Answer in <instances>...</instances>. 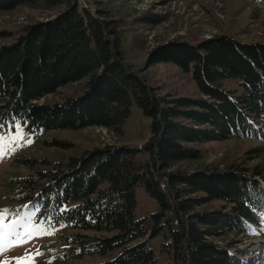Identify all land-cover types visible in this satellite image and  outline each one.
Instances as JSON below:
<instances>
[{"label": "trees", "instance_id": "trees-1", "mask_svg": "<svg viewBox=\"0 0 264 264\" xmlns=\"http://www.w3.org/2000/svg\"><path fill=\"white\" fill-rule=\"evenodd\" d=\"M255 1L264 5V0ZM37 4L60 10L0 47V130L19 121L32 133L95 127L120 138L133 105L151 120V135L141 150L106 146L71 157L53 171L17 179L19 199L37 208L35 220L70 233L59 239L63 259L79 262L116 252L98 264H156L148 241L163 235L161 252L170 264L242 263L239 254L214 240L259 230L263 171L170 170L199 161V145L259 138L264 130V44L223 36L153 51L145 66L170 62L190 71L200 94L197 99L161 96L124 63L118 27L104 12L93 15L78 0H0V12ZM8 35L0 32V39ZM83 79L82 94L59 103H35ZM225 79L238 81V96L222 88ZM142 150L148 160L139 164L134 157ZM139 185L159 206L141 220L134 216ZM215 202L224 208L198 211Z\"/></svg>", "mask_w": 264, "mask_h": 264}, {"label": "rangeland", "instance_id": "rangeland-1", "mask_svg": "<svg viewBox=\"0 0 264 264\" xmlns=\"http://www.w3.org/2000/svg\"><path fill=\"white\" fill-rule=\"evenodd\" d=\"M78 5L87 8L93 15L96 10L104 12L106 18L115 21L124 63L143 77L147 85L161 96L197 99L200 94L190 71L183 72L170 62L145 66L153 51L175 42L195 45L223 36L230 37L237 43L264 44V5L255 0H78ZM59 10L47 9L42 4H37L0 12V32L9 33L8 37L0 39V47L20 37L28 26L52 19ZM147 17L152 20L158 18L160 22L151 25L142 22ZM86 83L87 79H83L69 84L59 89L55 95H49L35 103L40 106L59 103L80 95ZM221 85L224 90L233 92V96H238L241 92L237 80L225 79ZM150 124L151 120L133 105L120 138L103 128L95 127L32 133L19 121L0 130L5 141L11 140L18 126L24 133L23 138L11 143L0 142V146L4 148V155L0 156V210L8 209L3 223L8 225L9 221L18 220L12 226V231L32 234V239L27 243L0 252V261L16 264L15 258L26 255L30 256L27 264H98L112 259L116 252H109L103 257L97 254L84 256L79 262L64 260L59 239L63 234L70 233L47 227L42 221L35 222V208L31 205L25 207L26 202L19 199L21 192L18 190L17 179L37 172L53 171L60 164L66 166L71 157H80L85 151L103 149L106 146L124 145L141 150L150 138ZM259 134L261 136L255 139L231 138L199 145V161L178 164L170 172L180 170L197 173L205 169L252 171L257 167L264 175V130L261 129ZM28 140L31 143H27ZM256 149L258 152L255 154L253 151ZM134 159L142 164L148 160V153L142 150ZM135 202L134 216L138 220L158 212L157 202L140 185L135 189ZM222 208L224 204L215 202L198 211H216ZM260 223L259 230L251 229L244 234L230 232L214 240V243L229 253L239 254L242 257L240 264H264V214ZM11 239L6 237L4 242L8 243ZM163 241V235L148 241L156 264L171 263V259L161 252Z\"/></svg>", "mask_w": 264, "mask_h": 264}, {"label": "snow or ice", "instance_id": "snow-or-ice-1", "mask_svg": "<svg viewBox=\"0 0 264 264\" xmlns=\"http://www.w3.org/2000/svg\"><path fill=\"white\" fill-rule=\"evenodd\" d=\"M23 130L17 127V131L14 136L11 137V140L5 141V138L3 135H0V142L2 143H11L12 141L18 140L20 138H23ZM27 143H31L30 140L27 141ZM4 155V148L3 146H0V156ZM27 207V205H25ZM8 213V209L0 210V252H3L7 250L9 247H15L19 246L21 244L27 243L28 240L32 239V234L28 233L25 235L24 233H17L12 231V226L16 225L18 220H12L9 221L8 225H4L3 220L4 216ZM37 228H39V225H37ZM39 234V232H37ZM11 237L12 239L5 243V238ZM39 254V253H37ZM16 264H27L28 260L30 259L29 255H26L25 257L15 258ZM0 264H7V262L0 261Z\"/></svg>", "mask_w": 264, "mask_h": 264}]
</instances>
